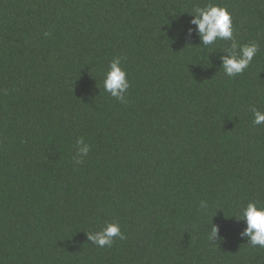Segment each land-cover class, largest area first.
I'll return each instance as SVG.
<instances>
[{
    "label": "trees",
    "instance_id": "obj_1",
    "mask_svg": "<svg viewBox=\"0 0 264 264\" xmlns=\"http://www.w3.org/2000/svg\"><path fill=\"white\" fill-rule=\"evenodd\" d=\"M208 2L0 0V264H264L232 217L264 203V0H211L259 45L231 78V42L201 50L189 24ZM109 222L123 240L88 241Z\"/></svg>",
    "mask_w": 264,
    "mask_h": 264
},
{
    "label": "clouds",
    "instance_id": "obj_2",
    "mask_svg": "<svg viewBox=\"0 0 264 264\" xmlns=\"http://www.w3.org/2000/svg\"><path fill=\"white\" fill-rule=\"evenodd\" d=\"M189 24L195 25V31L200 40L201 50L215 46L218 41H230V46L220 56L221 65L224 74L231 78L242 74L250 65L253 58L259 51V45L255 42L239 44L234 37L233 24L230 12L223 6H220L209 0L203 7H195L191 12ZM189 28L188 32L191 33ZM47 35V33H45ZM103 88L120 102L125 101V95L130 88L127 78V72L122 67L120 57H114L108 64L103 76ZM253 124L264 125V111L253 109ZM89 145L81 137L76 141V154L73 159L76 163H83V157L89 153ZM200 208H208L207 201L200 202ZM232 217L243 220L245 227L240 231L239 236L247 240V244L252 247L259 246L264 248V203L259 200L249 201L245 206ZM125 238L124 233L118 223H106L100 230L87 232V239L99 248L110 247L114 240ZM219 228L212 224L208 233V240L215 243L220 239Z\"/></svg>",
    "mask_w": 264,
    "mask_h": 264
}]
</instances>
